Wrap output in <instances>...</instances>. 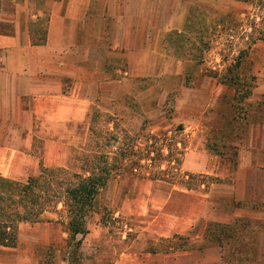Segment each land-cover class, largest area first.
Here are the masks:
<instances>
[{
    "label": "crops",
    "instance_id": "crops-1",
    "mask_svg": "<svg viewBox=\"0 0 264 264\" xmlns=\"http://www.w3.org/2000/svg\"><path fill=\"white\" fill-rule=\"evenodd\" d=\"M255 12L253 0H0V176L26 181L39 170L36 143L46 142L53 155L60 143L83 141L93 111L111 114L130 130L148 125L159 131L165 127L163 103L173 94L194 140L201 142L202 132L211 134L222 122L224 135L217 141L226 152L200 145L184 158L187 172L217 181L205 194L208 201H180L179 212L164 201L146 221L144 230L154 240L181 236L186 249L161 248L145 258L129 252L114 264H225L218 245L201 247L209 224L264 222V108L258 105L264 71L252 53L253 74L263 83L251 88L255 103L244 119L250 132L236 133L233 105L220 96L226 86L218 84L217 72L202 69L195 47L204 21L209 27L212 19L213 29L225 19L228 27L229 18ZM255 48L264 50V40L257 39ZM152 222L159 228H150ZM45 227L59 228L53 221L20 224L18 245L0 246V264H39L32 247L46 240L40 234ZM263 237L260 230L254 244L259 254Z\"/></svg>",
    "mask_w": 264,
    "mask_h": 264
},
{
    "label": "rangeland",
    "instance_id": "rangeland-1",
    "mask_svg": "<svg viewBox=\"0 0 264 264\" xmlns=\"http://www.w3.org/2000/svg\"><path fill=\"white\" fill-rule=\"evenodd\" d=\"M260 5L255 4L254 16L229 18L228 27L223 25L225 19L217 20L213 29H210L213 26L212 19L209 27L208 20L204 21L207 26L200 31V46L195 47L202 69L217 72L218 84L226 86V92L222 91L220 96L222 102L231 101L233 105L236 113L233 117L238 126L236 133L250 132V126L244 120L248 116L245 111L255 103V95H246L245 91L254 90L259 81L263 83L262 77L253 74L256 63L250 59L252 53L256 54L258 64L264 71V50H251L254 39L264 32V5ZM235 77H238L237 87L239 90L244 87V92L234 93L237 88L234 86ZM173 96L170 94L163 103L165 127L159 131L152 130L148 125L143 130L137 126L130 130V126L114 121L111 114L93 111L83 141L60 143L53 155L47 152L46 142L36 143L40 158L36 174L44 165L65 167L83 176L102 174L105 169H113L107 185L95 198L93 209L88 215L87 227L92 229L94 235L91 240L84 236L82 252L74 255L73 249L68 246L65 214L47 213L43 222L53 221L58 223L59 228H42L40 234L46 240L41 239L32 247L39 264H114L116 260L126 258L129 252L133 256L136 253L139 258H145L147 253L169 245V242L154 240L144 230L147 223L153 220L152 216L158 214L156 206L164 201H172L173 211L179 212L180 201H208L205 194L217 178L187 172L184 158L188 149L200 145L202 150L208 152L209 149L214 153L226 152L225 143L217 141L224 135V126L218 121L212 135L208 134L209 131L202 132L201 142L199 137L194 140L191 130H187L186 124L180 121V112L175 108ZM260 97L258 105L264 108V94ZM232 133H235L233 128ZM20 176L25 177V180L27 178L24 174ZM159 224L152 222L150 228L157 229ZM258 225V229L264 230V222ZM81 238L82 235H79L78 239ZM174 243L176 245L180 240L176 238ZM261 243L264 245V237ZM260 259L264 260V256Z\"/></svg>",
    "mask_w": 264,
    "mask_h": 264
},
{
    "label": "trees",
    "instance_id": "trees-1",
    "mask_svg": "<svg viewBox=\"0 0 264 264\" xmlns=\"http://www.w3.org/2000/svg\"><path fill=\"white\" fill-rule=\"evenodd\" d=\"M253 2L264 5V0ZM257 39L264 40V32H260L253 43ZM237 80L238 77H235L236 87ZM231 82L233 83L232 78ZM241 90L244 92V87L240 90L236 88L238 93ZM245 94H251V91H245ZM104 171L102 174L83 176L82 173H72L65 167L44 165L39 174L29 176L23 182L0 176V246L18 245L20 224L40 223L45 221L47 213H63L67 219L65 224L69 246L74 255H78L82 244L78 236H85L89 232L88 215L93 209L95 198L107 185L113 169ZM254 208L263 207L254 205ZM258 223L249 219H239L228 224L212 222L207 228L201 247L218 245L222 249L225 264L256 261L264 256V253L259 254L258 247L254 246L260 231ZM175 237L180 243L175 245L172 239L168 240V250L186 249L185 238Z\"/></svg>",
    "mask_w": 264,
    "mask_h": 264
}]
</instances>
